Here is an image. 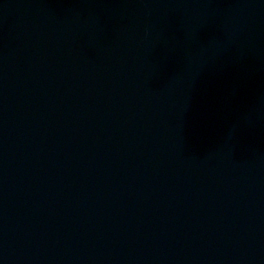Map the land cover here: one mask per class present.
<instances>
[{"label": "water", "instance_id": "water-1", "mask_svg": "<svg viewBox=\"0 0 264 264\" xmlns=\"http://www.w3.org/2000/svg\"><path fill=\"white\" fill-rule=\"evenodd\" d=\"M0 264H264V0H0Z\"/></svg>", "mask_w": 264, "mask_h": 264}]
</instances>
